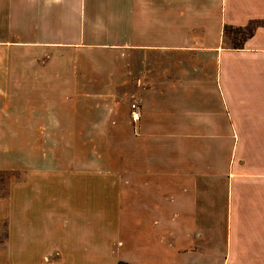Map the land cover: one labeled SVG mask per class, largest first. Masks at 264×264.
Here are the masks:
<instances>
[{
  "label": "crops",
  "instance_id": "obj_1",
  "mask_svg": "<svg viewBox=\"0 0 264 264\" xmlns=\"http://www.w3.org/2000/svg\"><path fill=\"white\" fill-rule=\"evenodd\" d=\"M0 145L19 256L264 264V0H0Z\"/></svg>",
  "mask_w": 264,
  "mask_h": 264
},
{
  "label": "rangeland",
  "instance_id": "obj_2",
  "mask_svg": "<svg viewBox=\"0 0 264 264\" xmlns=\"http://www.w3.org/2000/svg\"><path fill=\"white\" fill-rule=\"evenodd\" d=\"M232 36L233 45L238 44L243 35L239 32H228ZM237 40V41H236ZM4 147L0 145V167L1 165L9 166L10 155L4 154ZM10 147V146H9ZM17 148V146H11ZM3 155V161L2 156ZM8 160H5V158ZM15 158V155H13ZM14 162L12 161V164ZM20 171L15 168L1 169L0 168V264H55L60 263L61 258L58 257H22L19 256L18 241L16 240V200L18 196L17 183L22 180ZM61 263H64L62 261ZM66 263V261H65Z\"/></svg>",
  "mask_w": 264,
  "mask_h": 264
},
{
  "label": "built area",
  "instance_id": "obj_3",
  "mask_svg": "<svg viewBox=\"0 0 264 264\" xmlns=\"http://www.w3.org/2000/svg\"><path fill=\"white\" fill-rule=\"evenodd\" d=\"M130 118L133 124L138 123L140 119L139 108L136 104H132L130 107Z\"/></svg>",
  "mask_w": 264,
  "mask_h": 264
},
{
  "label": "trees",
  "instance_id": "obj_4",
  "mask_svg": "<svg viewBox=\"0 0 264 264\" xmlns=\"http://www.w3.org/2000/svg\"><path fill=\"white\" fill-rule=\"evenodd\" d=\"M233 32H239V33H241V30H232Z\"/></svg>",
  "mask_w": 264,
  "mask_h": 264
}]
</instances>
